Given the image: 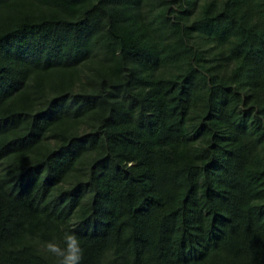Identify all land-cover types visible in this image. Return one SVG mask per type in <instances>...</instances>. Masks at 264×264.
I'll return each mask as SVG.
<instances>
[{
  "label": "trees",
  "instance_id": "trees-1",
  "mask_svg": "<svg viewBox=\"0 0 264 264\" xmlns=\"http://www.w3.org/2000/svg\"><path fill=\"white\" fill-rule=\"evenodd\" d=\"M264 264V0H0V264Z\"/></svg>",
  "mask_w": 264,
  "mask_h": 264
},
{
  "label": "clouds",
  "instance_id": "clouds-1",
  "mask_svg": "<svg viewBox=\"0 0 264 264\" xmlns=\"http://www.w3.org/2000/svg\"><path fill=\"white\" fill-rule=\"evenodd\" d=\"M43 246L55 257L56 264H81V242L74 231H65L60 242L46 241Z\"/></svg>",
  "mask_w": 264,
  "mask_h": 264
}]
</instances>
